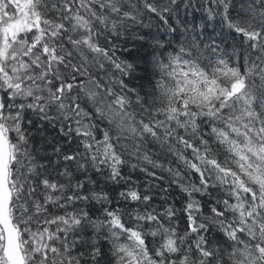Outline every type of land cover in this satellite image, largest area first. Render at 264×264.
Listing matches in <instances>:
<instances>
[{"label": "snow or ice", "instance_id": "1", "mask_svg": "<svg viewBox=\"0 0 264 264\" xmlns=\"http://www.w3.org/2000/svg\"><path fill=\"white\" fill-rule=\"evenodd\" d=\"M0 264H264V0H0Z\"/></svg>", "mask_w": 264, "mask_h": 264}]
</instances>
